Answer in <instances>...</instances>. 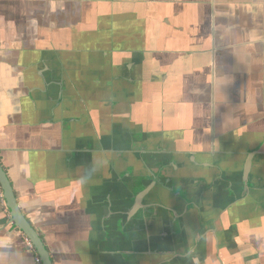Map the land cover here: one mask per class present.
Masks as SVG:
<instances>
[{"label": "crops", "instance_id": "obj_1", "mask_svg": "<svg viewBox=\"0 0 264 264\" xmlns=\"http://www.w3.org/2000/svg\"><path fill=\"white\" fill-rule=\"evenodd\" d=\"M0 162L53 264H264V0H0Z\"/></svg>", "mask_w": 264, "mask_h": 264}, {"label": "water", "instance_id": "obj_2", "mask_svg": "<svg viewBox=\"0 0 264 264\" xmlns=\"http://www.w3.org/2000/svg\"><path fill=\"white\" fill-rule=\"evenodd\" d=\"M0 184L4 192L12 222L31 240L44 264H53L49 250L39 233L28 221L17 201L11 180L0 162Z\"/></svg>", "mask_w": 264, "mask_h": 264}, {"label": "built area", "instance_id": "obj_3", "mask_svg": "<svg viewBox=\"0 0 264 264\" xmlns=\"http://www.w3.org/2000/svg\"><path fill=\"white\" fill-rule=\"evenodd\" d=\"M26 240H27V243H28L29 250L30 251H34L36 253V255H35V264H44L41 256L37 253V250H36L35 246L33 245L31 240L27 236H26Z\"/></svg>", "mask_w": 264, "mask_h": 264}]
</instances>
